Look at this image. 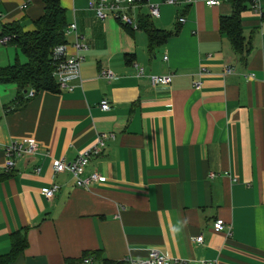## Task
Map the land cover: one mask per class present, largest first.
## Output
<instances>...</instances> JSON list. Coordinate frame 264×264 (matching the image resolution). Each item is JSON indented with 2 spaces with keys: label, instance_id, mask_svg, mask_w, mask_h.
Wrapping results in <instances>:
<instances>
[{
  "label": "crops",
  "instance_id": "obj_1",
  "mask_svg": "<svg viewBox=\"0 0 264 264\" xmlns=\"http://www.w3.org/2000/svg\"><path fill=\"white\" fill-rule=\"evenodd\" d=\"M23 1L0 0V22L41 15L40 0L21 9ZM148 2L158 16L143 3L133 28L97 18L87 0H59L83 44L79 81L32 96L0 82V258L12 233L26 242L2 264H131L150 249L182 264H264V14L240 13L243 59L219 31L228 0ZM140 19L165 38L149 47ZM73 40L66 36L67 53ZM150 74L170 81L151 86ZM100 133L109 135L85 172L102 181L85 189L52 171L51 158L72 160ZM25 138L35 152L4 172L3 146ZM51 184L46 199L40 190ZM217 218L221 231L212 230ZM198 235L201 242L191 240Z\"/></svg>",
  "mask_w": 264,
  "mask_h": 264
},
{
  "label": "built area",
  "instance_id": "obj_2",
  "mask_svg": "<svg viewBox=\"0 0 264 264\" xmlns=\"http://www.w3.org/2000/svg\"><path fill=\"white\" fill-rule=\"evenodd\" d=\"M176 0H164L165 3H175ZM187 1V0H186ZM189 1V0H188ZM221 1L225 0H204L206 5H216ZM144 3L147 6L148 14L150 17L158 16V5L156 3H150L145 0H87V7L90 8L95 16L99 19L112 18L121 24H129L133 28L136 27V19L134 17V12L138 11L139 7ZM27 6V0H24L19 8L24 9ZM249 10L252 12L262 15L264 10H262L260 0H249L248 4ZM2 13L0 11V19ZM179 22L183 21L182 17H178ZM73 33L74 40L71 46L74 48L75 53H67L66 45L59 44L53 48V58L55 64L53 67L52 75L54 76L57 88L59 90H71L73 88V82L79 81V61L80 56L77 51L83 47L80 42V36L75 32V23L69 22L65 28V35ZM10 37L7 35L0 36V44L5 45L8 43ZM138 73H141V68L138 67ZM99 75L107 80L113 77V73L108 69H101ZM149 84L151 86H166L170 81V74L155 75L150 74L147 76ZM194 87L198 88L199 83L195 82ZM27 96H32L34 94L33 89L27 91ZM99 108L101 110H108L109 104L106 100H101L99 102ZM109 134L100 133L96 136L94 142L81 150L72 160L63 161L58 158H51V167L53 172H68L72 179L73 184L76 187L88 188L92 183L102 181L103 176H101L95 169L85 172V169L89 161L99 155L101 152L104 139ZM36 142L32 138H25L22 140H14L3 146V164L2 169L4 172L10 171L15 163V159L22 156H28L35 152ZM57 185L51 184L50 187L42 188L40 194L46 199H50L53 192L56 190ZM224 222L222 219H215L212 222L213 231H221L224 229ZM194 242H201L202 236H193L191 238ZM131 264H182L183 259L173 258L168 256V254L161 252L156 249H150L146 256L142 259L132 260L128 259ZM84 262L89 261V258H85ZM198 264H214L211 260H201Z\"/></svg>",
  "mask_w": 264,
  "mask_h": 264
},
{
  "label": "trees",
  "instance_id": "obj_3",
  "mask_svg": "<svg viewBox=\"0 0 264 264\" xmlns=\"http://www.w3.org/2000/svg\"><path fill=\"white\" fill-rule=\"evenodd\" d=\"M40 1L42 13L31 21L33 26L31 30H23L18 20L8 23L0 22V36H9L8 43L12 44L25 58L22 63L15 61L11 65L0 66V82L14 83L19 94L29 89H33L34 92L38 90L57 92L58 90L52 75L55 64L53 48L67 42L66 13L60 6L59 0ZM228 1L232 10L230 14L219 17V31L226 36L233 52L245 59L249 51V42L244 40L241 33L240 13L245 7L248 8L249 0ZM140 21L138 27L145 29L149 47L165 38L163 33H158V30L149 26L147 22L140 23ZM10 239L11 249L0 258V264L9 262L26 243L25 239L23 237L20 239L17 233H12Z\"/></svg>",
  "mask_w": 264,
  "mask_h": 264
},
{
  "label": "rangeland",
  "instance_id": "obj_4",
  "mask_svg": "<svg viewBox=\"0 0 264 264\" xmlns=\"http://www.w3.org/2000/svg\"><path fill=\"white\" fill-rule=\"evenodd\" d=\"M150 1V0H148ZM170 7L172 4H169ZM141 13H145L147 10L146 8H141ZM15 16H18L19 13H15ZM28 24L32 26V23L29 18H24L21 20V25L26 26L28 28ZM25 58L22 56V54L15 48L13 47L12 44L6 43L5 45L0 44V66H6V65H11L15 61H18L19 63L24 62Z\"/></svg>",
  "mask_w": 264,
  "mask_h": 264
}]
</instances>
